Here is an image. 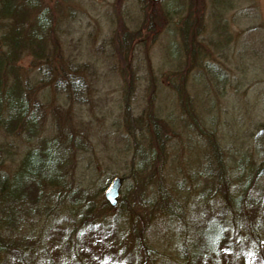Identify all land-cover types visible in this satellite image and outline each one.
<instances>
[{
    "label": "rangeland",
    "instance_id": "374dc122",
    "mask_svg": "<svg viewBox=\"0 0 264 264\" xmlns=\"http://www.w3.org/2000/svg\"><path fill=\"white\" fill-rule=\"evenodd\" d=\"M14 5L16 17L0 13V43L18 33L21 51L11 81L29 103L26 119L35 120L40 137L27 138L22 125L13 131L0 125V172L11 175L31 150L59 142L65 149L64 188L84 194L82 203L98 221L123 223L139 264H184L178 224L156 210L158 191L182 201L189 218H196V210L204 216L214 207L227 208L226 230L234 245L229 254L239 259L233 263L264 264V0H16ZM43 9L51 30L48 59L40 60L28 46V34ZM61 67L62 79L55 80ZM179 71L181 94L170 85ZM193 112L199 134L186 123ZM1 117L7 118L5 108ZM214 153L225 161L228 176L214 179L211 188L209 178L217 171L214 159L208 165L206 158ZM154 155L158 167L150 161L146 168ZM189 176L195 192L178 187ZM251 177L256 179L247 191ZM115 178L121 188L113 208L105 191ZM51 191L46 194L54 197ZM207 191L211 203L203 199ZM42 205L38 217L24 220L23 231L33 238L46 229ZM57 212L72 221L70 213ZM198 219L203 235L191 226L189 235L195 243L203 236L211 248L225 221L198 217L195 227ZM40 243L51 252L48 238ZM220 258L221 264L228 259Z\"/></svg>",
    "mask_w": 264,
    "mask_h": 264
},
{
    "label": "trees",
    "instance_id": "16d2710c",
    "mask_svg": "<svg viewBox=\"0 0 264 264\" xmlns=\"http://www.w3.org/2000/svg\"><path fill=\"white\" fill-rule=\"evenodd\" d=\"M1 2L0 13L16 17V8L15 5L13 6L16 0H1ZM31 8L38 11L40 6L33 2ZM49 22L47 10L43 9L38 14L34 24L30 25L29 28L28 46L36 50L34 52L35 56L40 60L48 59L46 41L51 30ZM17 34L12 35L7 43H0V125L7 130L9 126L8 131H13L19 125H22L27 138L38 139L40 137L38 125L35 120L26 119L27 116L31 115L29 103L22 98V93H19L21 90L16 80L11 81L15 77L13 66L17 60L16 56L21 51L20 44L16 40ZM128 44V39H126L125 45L128 46ZM184 45L188 49V44L185 41ZM189 65L190 62L187 61L185 66L189 67ZM59 72L60 75L53 74L56 77L55 80L62 79L64 69L62 70L61 67ZM175 78V82H173V79L170 80V85L177 86L176 90L181 94L182 91L179 86L184 80L181 78L180 71ZM189 101L191 102V106H189L192 112L194 104L192 99ZM4 108L7 118L3 121L1 112ZM186 123L192 126V129L197 130L199 134L201 127L199 129L194 127V124L199 125L194 118V112L191 119ZM167 125L172 128V122H167ZM157 134L159 133L157 132ZM199 136L204 137L202 134ZM64 151L65 149L61 143L49 142L45 147L31 150L20 163L18 171L11 175L0 172V264H139L137 250L129 248L128 236L123 223L119 220L115 224L104 220L98 221L100 218L95 217L94 211L82 203L85 200L84 194L81 192L69 193L64 188L62 174L65 168V158L61 156L64 155ZM156 155L153 158L148 157L147 162H145L147 163L145 164L146 168L153 162H155V168L158 167L159 160H157ZM215 155L216 153L211 157L207 155L206 158L208 165L210 164L208 159H214V167L217 171L215 176L209 178L211 188H214L216 183L214 179L226 180L228 176L225 161L220 157L215 158ZM217 164L221 165L220 169L216 166ZM205 166L207 167V165ZM250 170L253 172L252 167H250ZM203 176L195 177L194 180H199ZM205 177L208 178L207 175ZM255 179L256 177L248 179L245 190H250ZM189 181H192L190 176L186 183L179 181L178 187L182 189L183 186H189L191 191L195 192L193 190L195 185H192V182L190 185ZM47 189L50 192L54 190V197L51 194H46ZM157 194L156 210L167 213L171 222L178 224L180 259L184 264H209V259L211 264H221L220 257L223 255L228 257L225 264H234L233 262L239 260L234 259V256L229 254L233 251L234 245L231 244V236L226 230L224 216L225 213L227 214V208L218 209L214 207L213 210L207 211L204 216L198 212L199 210H196V218L207 219L209 217L207 221L211 220L212 223L215 220L225 221L223 231L217 233L213 239V247L208 248L205 247V243L209 240L204 241L202 236L196 240V245L195 240L190 237L188 232V228L191 226L193 230H199L200 234L203 235L201 231L204 230L203 220L198 219L199 224L195 227L196 218L188 217V212L183 208L182 201L177 202L174 197L168 198L167 193L162 191H158ZM203 199H208L210 203L213 202L208 198V191L207 197L204 195ZM30 202L31 204L34 202V204L31 205ZM68 202L76 205L75 208L72 209L71 206H68ZM41 203L48 215L47 225L44 232L33 238L29 231H23L25 227L24 220L29 217H38L41 213L39 209ZM57 209L61 212L70 213V217L73 218L72 221L67 219L66 215L59 218L61 215L59 216ZM77 234L79 239H76ZM43 238H48L51 252L43 249V245L40 243ZM114 240H116L115 243ZM132 241L133 246L139 247L140 251L145 249L138 241ZM85 257L91 259L88 260Z\"/></svg>",
    "mask_w": 264,
    "mask_h": 264
},
{
    "label": "water",
    "instance_id": "95a60500",
    "mask_svg": "<svg viewBox=\"0 0 264 264\" xmlns=\"http://www.w3.org/2000/svg\"><path fill=\"white\" fill-rule=\"evenodd\" d=\"M153 2H159L161 0H152ZM121 188V180L115 178L113 182L109 185L108 189L105 191V199L111 207H116L119 201V194Z\"/></svg>",
    "mask_w": 264,
    "mask_h": 264
}]
</instances>
